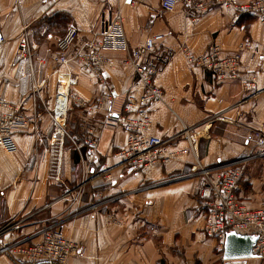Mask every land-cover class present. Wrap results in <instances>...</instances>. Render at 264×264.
<instances>
[{
  "label": "crops",
  "instance_id": "obj_1",
  "mask_svg": "<svg viewBox=\"0 0 264 264\" xmlns=\"http://www.w3.org/2000/svg\"><path fill=\"white\" fill-rule=\"evenodd\" d=\"M203 1L207 8L192 20L187 5L164 11L159 0L133 5L129 0H0V92L33 118L13 136L12 150L0 144V225L9 226L0 247L36 241L49 227L81 247L67 264H264L255 257L222 258L223 239L204 230L193 175L196 154L206 167L239 165L237 198L251 207L264 203V144L253 137L264 133V25L248 15L231 23L214 0ZM115 10L131 48L162 34L159 51H173L155 76L162 101L149 107L147 130L167 141L155 153L156 164L146 169L121 163L117 152L126 132L105 122L108 110L133 116L126 111L127 96L140 94L133 87V68L121 64L125 52H101L115 64L103 73L104 84L73 59L70 90L90 107L71 104L61 133L50 118L66 78L65 68L54 60L57 40L67 28H76L72 56ZM211 43L223 54L240 52L237 78L218 80L179 52L186 46L201 54ZM250 83L254 89L247 87ZM104 92L111 102L92 108ZM89 138L97 140L94 154L88 151ZM54 145L61 164L51 173ZM77 188L81 193L71 202ZM0 264L26 263L0 253Z\"/></svg>",
  "mask_w": 264,
  "mask_h": 264
},
{
  "label": "built area",
  "instance_id": "obj_2",
  "mask_svg": "<svg viewBox=\"0 0 264 264\" xmlns=\"http://www.w3.org/2000/svg\"><path fill=\"white\" fill-rule=\"evenodd\" d=\"M143 0H129L133 5ZM223 10L229 13L231 23H236L241 16H254L264 25V0H214ZM178 4L190 7L196 15L207 8L203 0H159L164 11H173ZM78 32L75 27H69L55 44L54 60L65 68L63 83L59 84L56 97L50 109L53 130L61 133V121L66 117L68 108L76 103L83 107L90 104L79 98L70 90L75 83L71 77V62L76 60L80 70L94 76L98 83L104 84V72L113 67L114 62L102 55V51H123L125 58L122 65H130L134 71L133 87L140 90L138 97L127 96L126 111L133 116L119 115L112 110L107 111L106 123H114L126 132L124 146L117 152L121 163L135 169H146L156 164L159 148L167 141L161 137L147 133L151 125L149 107L162 101V89L156 85L155 76L159 65L173 55V51H159V44L163 40L162 34L147 36L138 47L131 48L125 36L122 15L119 10L109 12L101 21L100 27L90 31L89 37L79 46L72 56L69 52L76 42ZM0 17V44L3 42ZM246 47L241 44L240 48ZM185 61L196 67L210 72L218 80H233L237 78L240 65V52L223 54L220 47L211 43L201 54L193 53L188 47L179 49ZM254 89L253 83L248 86ZM112 97L108 92L102 93L91 103V107L102 108ZM90 107V106H89ZM33 121L26 115L19 105L7 101L0 92V144L7 150H12L13 136L27 129ZM256 143L264 144V133H254ZM88 151L94 154L97 140L89 138L86 141ZM58 145L52 148L49 171L56 173L61 164V152ZM193 175L197 179V198L204 214V230L206 233L224 239L225 234L234 231L251 234L256 238L252 252L255 258L264 260V203L251 207L239 200L235 194L242 177V167L239 165L203 166L195 155ZM105 177H108L105 174ZM71 202L75 201L81 190H74ZM71 191L66 193L71 195ZM91 208H95L92 205ZM2 214L0 212V218ZM112 222L115 220L111 218ZM9 230V226L0 225V237ZM36 241H18L3 244L0 253H8L12 257L26 264H67V260L80 253L81 247L77 242L67 238L60 229L46 227L39 234Z\"/></svg>",
  "mask_w": 264,
  "mask_h": 264
},
{
  "label": "water",
  "instance_id": "obj_3",
  "mask_svg": "<svg viewBox=\"0 0 264 264\" xmlns=\"http://www.w3.org/2000/svg\"><path fill=\"white\" fill-rule=\"evenodd\" d=\"M256 238L251 234L230 231L223 239L222 258L224 260L253 258L252 252Z\"/></svg>",
  "mask_w": 264,
  "mask_h": 264
}]
</instances>
